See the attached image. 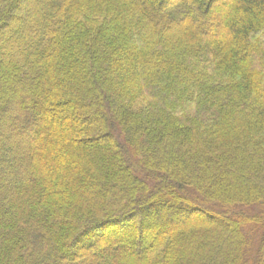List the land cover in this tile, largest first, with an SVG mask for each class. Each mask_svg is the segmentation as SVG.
I'll return each instance as SVG.
<instances>
[{
    "label": "trees",
    "instance_id": "16d2710c",
    "mask_svg": "<svg viewBox=\"0 0 264 264\" xmlns=\"http://www.w3.org/2000/svg\"><path fill=\"white\" fill-rule=\"evenodd\" d=\"M0 264H264V0H0Z\"/></svg>",
    "mask_w": 264,
    "mask_h": 264
}]
</instances>
